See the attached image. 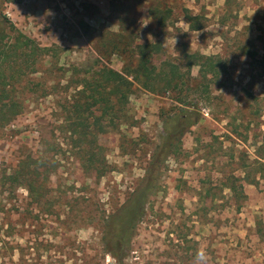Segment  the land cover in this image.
<instances>
[{
  "label": "rangeland",
  "instance_id": "obj_1",
  "mask_svg": "<svg viewBox=\"0 0 264 264\" xmlns=\"http://www.w3.org/2000/svg\"><path fill=\"white\" fill-rule=\"evenodd\" d=\"M157 6L171 11L163 27L151 14ZM8 22L53 51L13 87L0 83V95L11 90L21 104L11 122L0 119V264H116L101 243L106 221L143 179L163 119L180 111L172 94L136 85L126 122L97 138L100 174L84 171L62 108L74 93L66 86L96 63L123 72L128 56L101 46L119 33L160 43L156 66L199 53L218 55L225 67L182 151L166 159L126 264H197L201 249L205 264H264V176L245 185L241 202L220 189L233 156L264 153V0H0L4 42ZM191 75L197 80L199 68ZM28 158L55 169L41 207L25 188L4 185ZM205 184L218 196H206Z\"/></svg>",
  "mask_w": 264,
  "mask_h": 264
},
{
  "label": "trees",
  "instance_id": "obj_2",
  "mask_svg": "<svg viewBox=\"0 0 264 264\" xmlns=\"http://www.w3.org/2000/svg\"><path fill=\"white\" fill-rule=\"evenodd\" d=\"M170 13V10L160 6L151 11L153 19L161 27L165 26ZM187 16L190 21L194 20V17ZM8 24L9 32H12L9 41L4 42V37H0V83L3 87L7 86L6 82L13 87L22 76L34 74L38 63L53 51L51 47H41L17 31L10 22ZM192 28L195 29L194 25ZM114 36L110 39L105 37L101 46L128 56L129 62L124 71L118 72L96 63V67L84 69L76 79L70 78L66 86L67 91L72 89L74 93L62 108L66 114L67 131L81 152L84 171L100 174L97 138L107 132L108 127L116 129L126 122L128 97L136 85L154 94H172L180 106L179 112L163 119L165 133L145 168L143 179L106 221L102 246L116 264H126L148 200L158 190L166 159L182 151V137L199 124L201 115L196 110L200 103L211 99L212 86L219 82L225 67L218 55L205 56L199 53H185L182 58L184 63L165 62L156 66L155 58L163 52L160 43H140L127 33ZM194 67L199 68L197 80L191 75ZM10 92L8 96L0 95V119L8 123L21 110L20 101L15 100ZM194 97L197 100L195 103ZM98 111L101 112L100 116L91 121V116ZM103 122H106L104 126ZM263 145L264 137L262 147H259L264 152ZM232 158L236 168L225 177L220 189L221 192L228 190L237 202H241L246 198L245 185H256L259 182L258 175L264 176V160H261L264 159V153L255 159L241 154L238 158ZM54 170L50 163L28 158L20 161L12 174L5 177L4 185L13 189L25 188L31 202L41 207L51 190L49 178ZM203 188L206 196H218L214 187L205 184Z\"/></svg>",
  "mask_w": 264,
  "mask_h": 264
},
{
  "label": "clouds",
  "instance_id": "obj_3",
  "mask_svg": "<svg viewBox=\"0 0 264 264\" xmlns=\"http://www.w3.org/2000/svg\"><path fill=\"white\" fill-rule=\"evenodd\" d=\"M196 259H197V264H205V262H206V253H205V251L203 249L198 251Z\"/></svg>",
  "mask_w": 264,
  "mask_h": 264
}]
</instances>
